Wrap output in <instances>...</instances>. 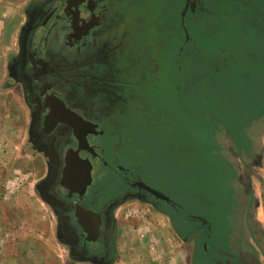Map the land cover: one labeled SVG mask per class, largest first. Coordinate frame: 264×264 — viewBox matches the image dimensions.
<instances>
[{"label": "rangeland", "instance_id": "374dc122", "mask_svg": "<svg viewBox=\"0 0 264 264\" xmlns=\"http://www.w3.org/2000/svg\"><path fill=\"white\" fill-rule=\"evenodd\" d=\"M124 10L127 57L140 56L125 68L126 116L109 129L114 150L130 148L150 184L184 209L204 210L222 238L241 239L264 264V0H125ZM8 36L0 33V264H91L70 255L38 193L44 162L29 147L23 99L6 81ZM171 214L122 203L116 263L194 264Z\"/></svg>", "mask_w": 264, "mask_h": 264}, {"label": "flooded vegetation", "instance_id": "af4514ba", "mask_svg": "<svg viewBox=\"0 0 264 264\" xmlns=\"http://www.w3.org/2000/svg\"><path fill=\"white\" fill-rule=\"evenodd\" d=\"M124 7L125 0H0V33L15 39L6 81L23 99L29 147L42 156L38 193L55 213L59 240L78 261L116 264L115 211L139 199L172 213L194 264H259L241 239L222 238L204 210L184 209L150 184L130 148L114 150L109 129L126 116L125 68L140 56L126 54Z\"/></svg>", "mask_w": 264, "mask_h": 264}, {"label": "crops", "instance_id": "0c3cea01", "mask_svg": "<svg viewBox=\"0 0 264 264\" xmlns=\"http://www.w3.org/2000/svg\"><path fill=\"white\" fill-rule=\"evenodd\" d=\"M4 127H6L5 129H7V130H10V128H12V127H10L9 125H5ZM0 225H1V228L3 229V231H2V233L3 234H1L2 236H3V239L5 238V236H6V233H4V231H5V229H4V225H5V223L3 222V221H1L0 222ZM2 239V240H3ZM3 246V245H2ZM3 256V251L1 250L0 251V259H1V257ZM148 257L150 258V260H152V259H155V258H158L159 257V251L158 250H156V251H152L150 254L148 253ZM116 262V261H115ZM155 263V262H154ZM154 263H152V261L150 262V261H148L147 262V264H154ZM116 264H123V263H116ZM156 264V263H155Z\"/></svg>", "mask_w": 264, "mask_h": 264}, {"label": "water", "instance_id": "95a60500", "mask_svg": "<svg viewBox=\"0 0 264 264\" xmlns=\"http://www.w3.org/2000/svg\"><path fill=\"white\" fill-rule=\"evenodd\" d=\"M148 190L151 191V192H152L156 197H158V198H162V199H166V200H167V198H168V197H166L165 195L161 194L160 192H157V191L152 190V189H150V188H148Z\"/></svg>", "mask_w": 264, "mask_h": 264}]
</instances>
